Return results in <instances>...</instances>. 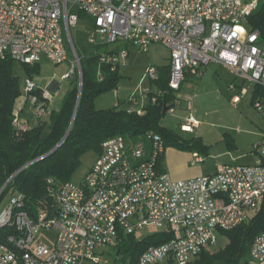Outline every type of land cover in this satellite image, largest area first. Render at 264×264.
<instances>
[{
  "label": "built area",
  "instance_id": "obj_1",
  "mask_svg": "<svg viewBox=\"0 0 264 264\" xmlns=\"http://www.w3.org/2000/svg\"><path fill=\"white\" fill-rule=\"evenodd\" d=\"M262 0H0V62L10 60L29 66L43 56L55 63L68 60L73 67L63 80L76 74L82 79L80 56L72 28L79 13L91 19L89 42L95 47L120 41L148 50L160 42L170 50L169 87L179 90L185 74H200L202 67L217 63L239 77L264 87L262 33L250 21ZM70 44V45H69ZM121 54V55H120ZM129 54L127 48L100 53L97 77L104 66L115 71ZM160 75L149 67L145 77ZM151 84L127 100L128 113L144 115L158 102ZM241 95L233 97L238 103ZM161 93V92H159ZM21 102L32 104V114L43 119L53 102L52 88H40L31 76L22 79ZM15 110L12 125L28 128ZM118 107V106H116ZM264 110L262 99L255 101ZM119 108V107H118ZM199 121L190 117L183 130ZM164 140L154 131L137 138L118 134L101 143L85 179L57 184L45 204L32 213L25 196L12 191L0 202V264L99 263L103 246H116L121 234H137L148 226L168 230L172 238L149 247L137 264H189L218 244V232L248 220L249 210L264 198V134L254 144L262 159L254 164L224 163L209 174L174 180L161 169ZM203 161L195 154L193 164ZM17 173V172H16ZM12 175L0 189V196ZM5 201V202H4ZM54 229L52 245L40 237ZM247 264H264V232L253 242Z\"/></svg>",
  "mask_w": 264,
  "mask_h": 264
},
{
  "label": "trees",
  "instance_id": "obj_2",
  "mask_svg": "<svg viewBox=\"0 0 264 264\" xmlns=\"http://www.w3.org/2000/svg\"><path fill=\"white\" fill-rule=\"evenodd\" d=\"M250 21L261 30L264 38V5L250 17ZM105 47L99 45L94 52L80 57L82 90L79 102L80 78L76 74L60 110L50 114L47 120L26 129H16L12 125L15 102L21 95L23 78L13 74V61L0 62V189L17 172L1 194L0 202L12 191H18L25 196L30 211L35 213L45 204L57 184L71 179L86 153L92 150L99 153L102 141L118 134L137 138L148 131H154L164 142L178 143L175 132L160 123L163 115L168 112H163L164 99L168 103L175 100L174 90L169 87V65L159 67L160 75L151 83L150 92V95H158V102L149 105L144 115L128 113L125 108L95 107V98L117 87L119 81L118 69L110 71L107 66L103 67L105 78L99 80L97 77L100 53L107 49ZM24 65L29 73L31 67L37 69V65ZM262 94L264 89L257 88L256 96ZM73 117L72 127L60 144ZM263 232L264 198L256 212L252 216L248 215L247 221L223 232L228 238L224 246L204 251L189 264H247L253 242ZM171 238L168 230L156 231L142 239H137L135 234H121L117 246L125 257H131L130 264H137L149 247L165 243Z\"/></svg>",
  "mask_w": 264,
  "mask_h": 264
},
{
  "label": "rangeland",
  "instance_id": "obj_3",
  "mask_svg": "<svg viewBox=\"0 0 264 264\" xmlns=\"http://www.w3.org/2000/svg\"><path fill=\"white\" fill-rule=\"evenodd\" d=\"M264 5V0L261 1V6ZM91 28V19L86 14L80 15L79 23L72 28V35L75 46L80 57L88 55L95 51V45L89 42V30ZM70 45V44H69ZM110 50H120L129 47L130 54L121 59L119 68V81L117 87L108 90L98 95L94 100V105L97 109H106L110 107L124 108L129 97L137 92L139 88L148 87L153 81L145 77L149 67L164 68L170 62V50L167 46L160 42H153L150 44L147 51L138 48L135 45H128L123 41L105 45ZM261 46L264 47V38H262ZM121 55V54H120ZM73 52L69 47L68 60L62 63H55L47 56H43L37 64V69L31 67L29 73L26 66L20 62L13 63V74L24 78L31 76L37 85L42 88L51 87L53 82L58 83V87L53 89L54 99L49 107V115L58 112L62 106L64 97L70 88L71 80H63V73L70 71L73 67ZM221 72V71H220ZM210 73L206 76L198 78L185 74V79L179 90L173 92L175 96L174 106L168 110L161 118V125L168 127L178 137V143L164 142V155L161 157L162 166L166 172L174 179L173 171L177 166L182 170L179 174L187 175L189 178L195 176L212 173L216 170L218 164L224 163H249L253 161L250 156L252 142L257 140L258 136L255 133L262 132L264 128V110L259 111L255 104L252 103V97L256 84L250 87V93L239 104H234L231 100V94L227 91L228 86L234 81L242 85L243 81L247 87L250 82L242 79L235 72L224 70L216 75V80L211 78ZM155 88V84H153ZM23 106L21 97L15 102V110H20ZM32 104L30 101L23 106L21 119L26 122L28 127H33L39 124L40 121L47 120L46 118H39L32 114ZM190 117L199 120V128L194 132L185 131L182 125L188 121ZM228 132L226 139L233 137L236 139L237 147H230L226 140H223L224 133ZM198 136H203L205 143L199 142ZM260 141V140H258ZM183 145V146H182ZM207 145V146H206ZM182 146V147H181ZM171 148L185 151H199V155L204 157L205 161L191 164L194 159L191 156L173 157ZM191 153V152H190ZM99 153L94 150L89 151L82 157V162L78 169L73 173L70 181L79 184L88 173L91 166L94 164ZM243 154H245L243 158ZM235 157H240L234 161ZM187 178V179H189ZM184 180V179H174ZM10 195L5 199L7 201ZM4 201V202H5ZM258 208V205L249 210V215L252 216ZM158 231L154 226H148L140 230L136 234L137 239H142L147 235ZM40 237L52 245L56 238V231L54 229L45 232L41 231ZM228 241L227 236L218 232V244L213 250L224 246ZM120 243L118 241L117 245ZM103 246L97 255L101 258L99 263L86 260L82 264H130L131 257H125V254L120 252L118 246ZM160 264H172L165 261Z\"/></svg>",
  "mask_w": 264,
  "mask_h": 264
},
{
  "label": "crops",
  "instance_id": "obj_4",
  "mask_svg": "<svg viewBox=\"0 0 264 264\" xmlns=\"http://www.w3.org/2000/svg\"><path fill=\"white\" fill-rule=\"evenodd\" d=\"M126 44H130V45H132V43H130V42H125ZM127 49H128V52H129V54H130V49H129V47H126ZM128 54V55H129ZM170 63V62H169ZM119 68H120V65L118 66V72H119ZM158 69H159V67H158ZM224 70H230V71H232L229 67H226V66H224V65H221V64H217V63H210L209 65H206V66H204V67H202L201 68V70H200V74L199 75H197V76H195V77H198V78H202L203 76H206V74L207 73H210V77L211 78H213V79H215L216 80V75H218L219 73H221V72H223ZM221 71V72H220ZM160 72V71H159ZM233 72V71H232ZM191 76H193V75H191ZM243 79V78H242ZM250 82V81H249ZM251 84H250V86L249 87H247L246 85H245V82L243 81V83H242V85H239V83H237V82H232L229 86H228V92L231 94V100H232V102L234 103V101H233V97L234 96H236V95H241V90L242 89H246V92L241 96V99H240V101L238 102V103H234V104H239L245 97H247L248 96V94L250 93V90H251V88L250 87H252L253 85L252 84H254V83H252V82H250ZM58 87V83H56V82H53L52 83V85H51V87L50 88H52V89H56ZM262 88V89H264V87H261V86H259V85H257L256 84V88H255V90H254V95H253V97H252V103H254L255 104V101L256 100H258V99H262V101H263V103H264V94H262L261 96H256V90H257V88ZM258 95V94H257ZM169 104H173V103H169ZM174 105V104H173ZM195 119V118H194ZM196 120V119H195ZM197 121H199V120H197ZM187 124V122L186 123H184L183 125H186ZM199 125H200V123L197 125V126H194L193 128H192V130H185V131H189V132H194L195 131V129H197V128H199ZM258 137V139L257 140H255V141H253L252 142V150H251V152H250V156H252L253 158V161L252 162H249V163H243V164H254V163H256V162H258L260 159H262V156H261V151L260 150H258V151H256L255 149H254V144L256 143V142H258V140H261V138H262V136H263V134H264V128L262 129V132L260 133V132H258V133H255ZM228 137V135L229 136H231V134L230 133H228V132H225L224 133V138H223V140H226L227 142H228V145L230 146V147H234V148H236L237 147V143H236V139L235 138H233V137H230L231 139H226L227 137ZM199 138V140L202 142H204L205 143V140H204V137L203 136H198ZM206 144V143H205ZM207 146V145H206ZM183 151L184 150H182V151H180V150H177V149H174V148H171V152L170 153H173V157H177L178 156V154H180L179 156H185L184 154H186V156H191L192 158H194L192 161H191V164H193L192 162L195 160V154H199V151H197V150H193V151H185V153H183ZM191 152V153H190ZM164 155V154H163ZM244 156H245V154H243V158H244ZM203 158V161H200V162H204L205 161V159H204V157H202ZM238 158H240V157H235L234 158V161H237L236 159H238ZM200 162H198V163H200ZM161 163H162V161H161ZM231 163H236V162H231ZM194 165V164H193ZM219 165V164H218ZM217 165V166H218ZM217 166H216V168H217ZM215 168V169H216ZM161 169L163 170V171H165L166 172V170H164V168H163V166H162V164H161ZM180 170H182V168L180 167V166H177L176 167V170H174L173 171V174H174V179H187V178H189L187 175L185 176V175H182V174H179V171ZM215 171V170H214ZM213 171V172H214ZM168 173V172H167ZM169 174V173H168ZM170 175V174H169Z\"/></svg>",
  "mask_w": 264,
  "mask_h": 264
},
{
  "label": "water",
  "instance_id": "obj_5",
  "mask_svg": "<svg viewBox=\"0 0 264 264\" xmlns=\"http://www.w3.org/2000/svg\"><path fill=\"white\" fill-rule=\"evenodd\" d=\"M81 90H82V79H80V87H79V98H78V102H79V99H80ZM77 106H78V103H77L76 108H75L74 116H75L76 111H77ZM172 108H173V104H169V103L166 101V99H164L163 112H166V111H168V110H170V109H172ZM73 120H74V117H73L72 122H71V124H70V126H69V128H68L67 133L65 134V136H64V138L62 139V141L60 142V144H61V143L65 140V138L67 137V135H68V133H69L71 127H72ZM60 144H59V145H60Z\"/></svg>",
  "mask_w": 264,
  "mask_h": 264
},
{
  "label": "bare ground",
  "instance_id": "obj_6",
  "mask_svg": "<svg viewBox=\"0 0 264 264\" xmlns=\"http://www.w3.org/2000/svg\"><path fill=\"white\" fill-rule=\"evenodd\" d=\"M187 126V125H186Z\"/></svg>",
  "mask_w": 264,
  "mask_h": 264
}]
</instances>
